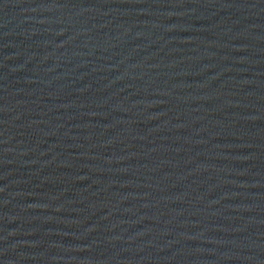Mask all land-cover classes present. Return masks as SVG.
I'll list each match as a JSON object with an SVG mask.
<instances>
[{
	"label": "water",
	"instance_id": "water-1",
	"mask_svg": "<svg viewBox=\"0 0 264 264\" xmlns=\"http://www.w3.org/2000/svg\"><path fill=\"white\" fill-rule=\"evenodd\" d=\"M0 264H264V0H0Z\"/></svg>",
	"mask_w": 264,
	"mask_h": 264
}]
</instances>
